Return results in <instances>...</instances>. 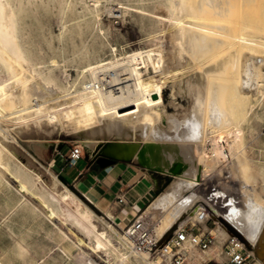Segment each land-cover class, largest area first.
I'll return each instance as SVG.
<instances>
[{
	"label": "bare ground",
	"instance_id": "bare-ground-1",
	"mask_svg": "<svg viewBox=\"0 0 264 264\" xmlns=\"http://www.w3.org/2000/svg\"><path fill=\"white\" fill-rule=\"evenodd\" d=\"M50 1L61 6L65 0ZM75 1L78 3L81 0ZM148 1H151L152 8L141 6L140 12L149 15L155 32L153 38L165 36L171 49L167 50L161 41L160 44L157 41L154 47L126 51L119 56L114 53L115 56L105 60L91 52L92 49H99L97 45L90 47V51L87 44L81 48L79 46L73 52L82 64L79 63V73L85 79L72 89V86L64 85L59 79L56 60L51 65L38 61L39 55H32L27 45L31 20L38 16V7L44 4L42 0H0V118L21 123L23 129L33 134L30 140L35 143L34 148L38 153L44 150L40 140L45 131L57 132L60 127L63 129L64 126H70L77 140L87 146L92 154L99 152L133 159L142 163L148 171H154L162 177H171L173 180L167 182L169 186L166 190L145 211L154 217V210L156 212L158 207H163L170 214L165 217L170 218L168 225H162L163 219H159L157 230L154 226L157 237L165 240L173 231L189 223L192 228L200 226L201 233L210 232L214 236L212 246L202 253L208 258H215L212 253L217 252L219 260L216 259L224 263L226 255L223 245L229 236V229L233 228L251 246L255 255L253 264H264V198H258L256 189H253V196L250 191L251 195L243 206L231 197L221 206L227 207L223 213V210L215 207L213 201L214 197H223L224 192L215 190L207 197L200 191L205 180L214 176L229 155L231 163L243 161V130L240 123L251 116L253 109L252 106L248 107L247 101L256 95L264 97V22L254 24V27L250 23L254 19H250V14L254 13L251 15L255 17L252 21L254 23L258 21V16L261 18L264 15V7L259 9L261 6L255 5L261 0ZM251 6V10L254 11L256 7L259 10L250 13ZM45 7L48 5L44 4ZM237 15L243 18L238 19ZM39 26L43 27L41 24ZM74 33L84 34L82 29L71 34ZM114 48L112 50L115 52ZM223 49L226 50L224 58L211 62L214 55ZM43 67L47 68L44 70ZM231 70L237 72L236 77ZM232 74V80L224 79ZM222 77L225 83H220L224 80L218 83L216 80ZM102 78L109 81L110 89L97 85L90 88V82H98ZM12 84H15L14 87ZM169 85L172 97H183L188 104L184 106L174 100L169 102L174 107L173 113L168 112L164 100V90ZM231 87L233 92H230ZM29 121L32 122L30 125ZM177 124L181 126L179 129L182 132L176 142L171 141L174 142L172 145L162 148L164 140L161 141L158 131L170 135ZM166 137L170 139L168 135ZM14 143L15 138L9 129L0 126V176L21 196L18 198L21 201L19 211L24 215L28 211L29 214H38L51 222L44 204L56 210L54 196L63 202H77L79 207L72 217L98 248L117 259L118 264H152L147 261L146 254L139 255L131 249L124 234H117L115 239L112 232L117 230L112 224H108L111 232L101 228L95 212L75 193L67 188L60 192L57 188L59 180H46L41 171L32 166V162L31 166L25 162ZM89 197L90 202L94 200L91 193ZM98 207L106 210L104 204H98ZM211 218L217 223L214 228L208 225ZM109 220L119 226L124 224L121 217H111ZM61 231L79 248L67 232ZM24 242L19 240L16 243L21 254L26 252ZM186 246L190 256L196 258V249L188 242ZM88 264L95 263L90 261Z\"/></svg>",
	"mask_w": 264,
	"mask_h": 264
},
{
	"label": "rangeland",
	"instance_id": "rangeland-1",
	"mask_svg": "<svg viewBox=\"0 0 264 264\" xmlns=\"http://www.w3.org/2000/svg\"><path fill=\"white\" fill-rule=\"evenodd\" d=\"M49 1L50 0H42V2L45 5H48V7L44 8V4H41L42 6L38 7L39 9L37 13L38 16L36 17V19H33V21L31 20V25H30L31 31L28 38L29 43L27 45L32 55L36 57L39 55L37 57L38 61H45L46 65H51L50 63L53 60H56L57 61L56 64H58V66L55 67L59 79L61 80L62 83H64V85L72 86V89L78 87L80 83L85 79L81 77L82 74L79 73L80 72L79 69L82 64L80 63V61H77V58L75 57V54L73 52V49L76 50L78 49L79 46H80L79 48H81L82 46H85L87 44L86 47L89 49L93 45H97L99 49L98 50L92 49L91 52L95 56L103 58L105 60L111 59L112 56H115L113 55L114 53L118 54L119 56V54L126 51L130 52L131 50L147 49L154 47L155 45L153 44L157 41H159L157 42L159 44L161 41L164 47L168 48L167 50L171 49L170 47L171 45L170 43H168V39L165 38V36L153 38L155 32L152 28L150 17L149 15H144L143 13L140 12L141 6L142 7L144 6L146 8L147 7L152 8L151 1L141 0L140 2L139 0H95V1L81 0L80 2L77 3L75 0L74 1L65 0L63 2V5H61L64 6L65 8L61 7L58 3L55 2L53 3ZM261 1H260L261 3L257 2L255 4L256 6H261L259 7V9L264 7L263 4L264 0ZM66 3H68V6ZM72 4L74 5L71 6ZM252 7L253 6L249 7L250 13L253 11L251 10ZM72 9H74V12ZM259 9L258 7L255 8V10H259ZM84 14L86 15V17ZM252 14H250V19L252 20L254 18L253 20H255V17H251ZM77 15L80 17V19L79 17H77ZM236 17H238V19L243 18L239 15H237ZM43 18H45V20H43ZM85 20L87 23L89 22L88 26L90 28L87 26ZM257 20L258 21H255V23L252 21L250 22L252 23V26L254 24L255 25L256 24L259 25L261 23L263 24L264 15L261 16V18H259L258 16ZM78 22L80 25L79 24L76 25ZM72 23L75 25H73ZM39 24H41L43 27L39 26ZM62 25H64L63 26L64 28L61 27ZM82 25L83 26L86 25V26L82 28L83 27ZM49 26L51 27V29L49 28ZM35 27L39 29H36ZM87 27L89 28V30ZM40 29L42 30V33L41 32L39 33V31H41ZM79 29H82V33H84L83 34L84 36L82 34H80L82 35L80 36L79 34L76 33L71 34L73 33V31ZM37 33L40 34V36ZM30 35L32 36L31 39H30L31 37ZM33 35L36 36L38 35V36L36 37ZM70 43L71 46H69ZM73 43L75 44L73 45ZM33 44L35 45L34 47L32 46ZM113 48L116 49L115 52L112 50ZM225 55H226V50L225 49L220 50L216 53V55H214V57L212 58L213 60L211 59V62H215V61L217 62L222 58H224ZM217 56L219 57L217 58ZM79 63L81 65H79ZM139 64L142 65L141 62H139ZM46 68L47 67H45L44 70ZM232 72L235 74L236 77L237 72L235 71ZM223 78L224 77H222V79H217L216 81L219 83V81L224 79L229 80L231 78L232 80L234 78V75L233 74L230 76L227 75L224 79ZM225 80L221 81L220 83L222 82L225 83ZM75 81L76 83L73 86V82ZM13 85L15 84H12V87H14ZM262 88H264V86H262ZM232 89L233 88L231 87L230 92H233ZM13 90L16 91L17 89L13 88ZM171 90L172 88L170 87V85L167 88H165L164 100L167 105L168 112L173 113L175 112L174 107L169 102L174 100L175 103L179 102L178 104H182L186 106L187 100L180 96H176L175 99L174 97H172ZM229 99H227L228 104H229ZM247 102H248V107L252 106L253 109L251 116H249V118L244 122L240 123V126L244 132V133L242 132L241 135V141H242L241 149H242L243 161H241L240 163L238 162V164L231 163L230 160L232 158L229 155V157H227L226 159L227 161L221 163L220 166L217 168V171L216 173H214V176L208 177L205 180L204 185L200 187L202 188V190H200L201 194L203 193V195L207 197H209L213 192H215V190L216 191L221 190L222 192H224L225 195L224 196L222 195L223 197L221 196L217 198L214 197L213 202L215 203H220L222 201L223 204H226L224 202L228 201V199L232 197L236 201H238L240 206H243L245 205L244 204L245 200H248L247 197L251 195V192L253 196V189H256L257 191L256 194L258 195V198L260 197L264 198V97L262 98V96L260 97L259 95H256L253 98L250 97ZM227 111L229 112V110ZM14 123L15 122L10 119L2 120V118H0V126L4 128L7 127V129H9L10 134L15 138L16 143H14V145H16V148L21 154L22 159L25 162H27L30 166L33 163L32 166L37 170L41 171L42 175L46 180H53L54 178L59 180L57 188L60 192L64 191L65 188H67L69 191L75 193L82 202L87 204L95 212L96 220L98 221L99 226L101 228H106L111 232V230L108 228V224H112L117 230L115 232H112L115 239H117V234L123 235L124 234L123 231L126 225H128L127 223L119 226L116 225L111 220H109L108 216L102 213L96 206H94L85 197H83L80 194V192L75 188V186L68 183L62 176H59L58 173L55 171V169L49 165L54 154L62 152L63 148L67 147L68 149L70 145H76L80 147L82 149L83 155L88 157L89 152L87 150L88 149L87 146H85L84 144H82L77 140V136L75 133H73L70 130V126L69 127L64 126L63 128L64 130L60 127L58 128L57 132L56 130L54 132L48 131L49 134L47 133V131H45L46 133L45 132L43 133V137L42 135L40 136V139L42 137L40 141L44 145V150L43 152L38 153L34 148L35 143L31 141L34 135L30 134L27 130L23 129V127H21L22 125L21 123H17V124ZM31 123H32L31 121L28 122L29 125ZM178 124L174 127L173 132H171L172 134L170 135L168 134V132L165 133L160 130L158 131L161 141L164 140L162 142L163 144L162 148H165L168 145L169 146L172 145L174 142L171 141H175L179 137V134L182 132V129L181 130L179 129L181 128V126L178 127ZM61 130L63 132H61ZM173 134H177V135L174 136ZM167 135L168 138H170L169 140L166 137ZM173 137L175 138L174 140ZM168 141H170V143H168ZM53 145H59V146L57 147ZM51 146L52 148L50 149ZM224 146L226 147L225 143ZM163 152L165 153V151ZM62 153L63 155H67L65 151ZM68 155L64 156V158L66 157L65 163L66 165L73 166L67 158L69 157ZM97 159L98 158H96L95 161H97ZM144 170L151 178H153L155 182L154 184L155 189L153 192V198L140 211L138 215L147 216L153 222L155 221L154 226L156 227L157 230L158 223L161 221V219H163V223H164L162 225L164 226L168 225V223L170 222V218L168 217L169 219H167L165 217L170 216V214L166 212L163 207L162 208L158 207L156 209V212L154 210L153 212L155 214L154 217H152L153 215L150 216V214H148V212L145 211H147L146 209H148L151 206V204L154 203V200L156 201L157 198L160 196V194H162V192L166 190L167 186H169L168 183H171L173 179L171 177L159 176L154 171H148L146 168H144ZM2 178L3 177L0 176V192H1L0 193V263H2V261L3 263L4 261H6L4 263L6 264L7 262L9 263L10 261L11 264V262L14 260L13 261L14 263L12 262V264H88L90 261L95 264H118L117 259H115L113 256H110L104 249L98 248L96 243L92 242V240H90V237L86 235L85 231L75 222V219L74 217H72V214L75 212V209H78L79 207V204L77 202L75 203L73 201L63 202L57 196H54V205L56 206V210H54L53 208H49L47 205L44 204L45 208L48 210V213L50 214L49 217L52 220L51 222L39 216L38 214L34 215V213L30 212L31 214L30 215L29 211L27 212L28 214L25 212L26 215H24L22 211H19L21 208V201H19L21 196L15 191L13 187H10V185ZM5 186L6 188H9L11 192L8 189H6ZM205 187L207 188L204 189ZM7 190L8 192H6ZM8 196L11 197L8 199ZM12 204H14V206ZM226 209L227 207H224L223 213L224 211H226ZM160 214L164 215L163 216L164 218ZM1 215L3 216L1 217ZM27 215L30 217H28ZM166 219L169 221H167ZM213 222L216 221L211 220L208 223L210 228L215 227ZM186 226L192 228L190 223L187 224ZM196 227H198L195 229L196 232L201 231L200 226H196ZM58 228H60L64 232H67L70 235V237L73 239V241L77 245H79V248L76 247L73 244V242L70 239H68L63 234V232ZM19 240L25 241L24 243H25L26 252L24 254L18 252L16 243ZM194 251H195L194 254H197V257L199 259L208 258L202 252H199L197 250ZM4 253H6V255ZM216 253L217 252H214V254L212 253V256H216L215 258L218 259L219 257L217 256ZM5 256L9 257L10 259L6 258ZM4 257L6 258V260ZM132 257L134 259L135 255ZM191 258L196 259L195 257H192V255ZM254 262L255 259L248 264H253ZM162 264H166V263H162Z\"/></svg>",
	"mask_w": 264,
	"mask_h": 264
},
{
	"label": "crops",
	"instance_id": "crops-1",
	"mask_svg": "<svg viewBox=\"0 0 264 264\" xmlns=\"http://www.w3.org/2000/svg\"><path fill=\"white\" fill-rule=\"evenodd\" d=\"M71 147L72 145L68 149L63 148L62 152L65 151L70 157ZM87 150L88 157L84 156L73 166L66 165L64 156L67 155H63L62 152L54 154L49 165L59 176L75 186L89 202L91 193L94 196L91 203L106 216L121 217L123 223L128 224L153 198L154 180L145 172V166L138 161L99 152L90 154V150ZM99 156L115 158L116 163L108 167L102 166L95 161ZM98 204H104L106 210H101Z\"/></svg>",
	"mask_w": 264,
	"mask_h": 264
},
{
	"label": "built area",
	"instance_id": "built-area-1",
	"mask_svg": "<svg viewBox=\"0 0 264 264\" xmlns=\"http://www.w3.org/2000/svg\"><path fill=\"white\" fill-rule=\"evenodd\" d=\"M95 85L103 89H110L109 81L105 78L98 82H90V88ZM111 89L113 90L114 87ZM70 152L71 157H68V160L72 165L84 157L82 149L76 145H72ZM223 205L222 201L215 203V207L219 210H224L221 208ZM211 220L215 221L211 218L208 223ZM154 222L147 216L138 215L126 225L123 231L125 240L131 249L136 254H146L147 261L152 262V264H247L255 259L251 246L239 235L234 234L231 229H229V236L223 245L226 255L224 263H220L216 258H191L186 243L188 242L199 252H205L214 242V236L210 232H196L195 229L198 227L192 229L189 226H184L176 229L165 240H162L155 233ZM213 223L214 226L217 225L216 222Z\"/></svg>",
	"mask_w": 264,
	"mask_h": 264
},
{
	"label": "water",
	"instance_id": "water-1",
	"mask_svg": "<svg viewBox=\"0 0 264 264\" xmlns=\"http://www.w3.org/2000/svg\"><path fill=\"white\" fill-rule=\"evenodd\" d=\"M116 160L114 159H111V158H107V157H98L97 159V162L99 164H101L102 166H105V167H108V166H111L115 163ZM231 231L234 233V234H237V232L231 228ZM238 235V234H237ZM170 236V235H169Z\"/></svg>",
	"mask_w": 264,
	"mask_h": 264
}]
</instances>
